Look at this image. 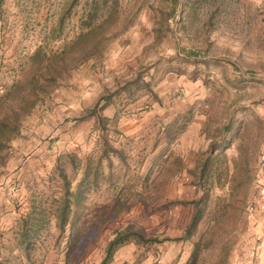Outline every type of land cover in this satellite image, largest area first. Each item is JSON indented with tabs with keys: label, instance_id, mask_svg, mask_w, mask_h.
Wrapping results in <instances>:
<instances>
[{
	"label": "rangeland",
	"instance_id": "374dc122",
	"mask_svg": "<svg viewBox=\"0 0 264 264\" xmlns=\"http://www.w3.org/2000/svg\"><path fill=\"white\" fill-rule=\"evenodd\" d=\"M87 1L78 0L67 16L63 27L65 39L72 38L78 32L79 18ZM67 2L70 0H0V25L4 32L3 39H0V96L28 70L29 57L43 44L46 34L56 27ZM121 2L122 8L130 15H134L138 4H144L134 15L125 33L106 41L101 58L73 70L69 78L59 82L58 87L66 86L69 93L72 90L78 93L84 90V103L86 108H90L97 96L112 87L109 67L114 60L113 55L120 47L128 45L135 33H140L144 38L150 35L151 41L146 46V51L124 73L129 74L131 71L133 76L139 68H149L147 80H151L153 88L161 91V100L165 104L192 100L191 96L197 92L194 82L198 81L200 93L197 94L199 99L195 101V105L197 108H201L203 104L209 106L206 109L209 114L206 120L217 116L220 127L224 118L233 114L236 123L240 122L243 127H240L239 138L225 152L230 167L240 149L246 150L248 155V163H243L246 171L239 188V195L244 198V203L235 222L225 231L228 237L235 240L231 245L229 264H264V167L260 166L264 161V119L260 116L264 108V0ZM173 2L175 6L172 5ZM152 7L159 10L160 15L171 14L161 28V40L157 43H153L155 12ZM62 44L60 39L50 40L48 46L50 50H58ZM207 55L212 58H207ZM202 60L210 63L207 69L201 63ZM223 76L235 80L232 82L238 84L239 89L230 88ZM82 78L87 82L91 81L88 89L81 84ZM204 79L208 81L207 86L203 84ZM116 80L124 81V75ZM114 82L115 80L112 83ZM92 83H96V89ZM50 98L51 96L45 98L31 115L23 118L16 138L9 143L7 149L0 152V245L3 241L6 250L2 254L12 256L13 259L18 257V251L10 255L9 249L15 245L17 222L27 213L29 198L39 191L59 192L57 182L49 179L57 156L73 152L85 159L96 152L98 133L92 126L88 129L77 128L78 124L73 123L79 114V106H85L77 99L74 105L67 101L73 105L72 113L68 114V109L64 113L65 117L66 114L69 115L68 119L64 120L63 116L57 119L55 131L54 122L51 121L56 113L55 105L52 104L55 101ZM125 108L126 106L116 107L120 115L130 116L129 109ZM116 127L118 124L114 119L109 124L108 136H111L110 139L115 144L124 142L128 146L130 143L122 136V130L118 131ZM159 127L158 122L149 123L145 129L148 139L144 141L143 138L137 144L133 143L138 146L135 147L136 150L132 148L133 153L149 155L144 172L150 162L158 158L166 148L165 142L153 148ZM216 127L217 125H213V128ZM204 128L201 135L204 134ZM206 138L204 134V138L201 139L200 136L196 140L199 147L195 155L180 142L173 145L171 150L181 156L184 167L193 164V169L198 152L204 151L208 146ZM37 150L40 152L37 153ZM172 159L173 156L169 161ZM64 168L70 178L74 177L69 166ZM156 175L155 172L153 178ZM78 179L79 176L75 181ZM191 180L192 177L185 172H177L171 177L168 173L162 179L158 178V188L153 187L144 194L146 208L135 204L111 219L109 224L100 228L91 226L86 234L87 241L82 244L83 248L78 249L72 259L77 260L78 264H99L114 232L126 224L142 227L149 237L175 238L177 232L187 225L192 206L164 204L173 200L194 199L196 189L190 185ZM227 189V185L214 188L213 197L226 195ZM107 198V194H102L100 201ZM56 235L57 231L52 224L48 235L49 251L44 264H63L65 240L59 249L53 248ZM192 243L190 241L180 245L166 242L143 247L127 244L115 253L110 264H185ZM15 262L25 264L20 259Z\"/></svg>",
	"mask_w": 264,
	"mask_h": 264
},
{
	"label": "trees",
	"instance_id": "16d2710c",
	"mask_svg": "<svg viewBox=\"0 0 264 264\" xmlns=\"http://www.w3.org/2000/svg\"><path fill=\"white\" fill-rule=\"evenodd\" d=\"M77 1L66 3L56 27L46 34L43 44L29 57L28 70L0 96V152L7 149L16 138L23 118L31 115L40 102L49 98L58 89L59 82L69 78L73 70L101 58L106 41L125 33L134 15L144 4H138L134 15H130L122 8L121 0H88L79 18L78 32L72 38L65 39L63 27ZM172 5L175 6V2ZM151 9L155 12L153 43H157L161 40V28L171 14L160 15L159 10ZM59 39L63 41L62 46L58 50H50L49 41ZM146 49L143 48L142 54ZM201 63L206 69L210 65L206 60ZM171 69L179 72L175 68ZM148 71L149 68H139L124 81L114 79L112 87L106 89L90 108L84 109L75 118L77 124L93 120V130L98 133L96 152L85 159L73 152L57 156L49 179L57 182L59 192L33 193L28 200L27 213L17 222L15 245L9 249L10 255L17 250L18 257L13 259L12 256H4L2 251L6 250V246L2 241L0 264H21L16 263V259L25 264H44L49 251L48 235L52 224L57 231L52 247L59 249L65 240L63 264H78L72 257L78 249L83 248L82 244L87 241L86 234L91 226L100 228L109 224L111 219L135 204L146 208L144 194L153 187L158 188V178L162 179L168 173L171 177L177 172L191 176L190 185L196 189V197L192 200H173L164 204L192 206L191 217L182 235L159 239L147 236L142 227L126 224L114 232L99 264H110L115 253L127 244L143 247L190 241H193L192 249L185 264H229L231 245L235 240L228 237L225 231L235 222L244 203L239 188L246 171L243 163H248V155L246 150L240 149L230 167L225 152L239 138L243 127L240 122L236 123L233 114L224 118L220 127L217 116L206 120L204 134L208 146L198 152L194 168L186 169L181 156L173 152L171 147L176 145L191 122L192 110L189 109L171 123L160 125L153 148L161 142H165L166 148L158 158L150 162L144 172L149 155L133 153L132 142L128 146H116L107 133L111 120L103 115V111L109 106L123 107L133 103L143 92L153 101L159 102L151 80H147ZM223 80L230 88L239 89L238 84L232 82L235 80L226 76H223ZM203 81L207 86L208 81ZM213 125L217 127L213 128ZM172 156L173 159L169 161ZM64 166L70 167L74 177L68 176ZM155 172L157 175L153 178ZM77 176L79 179L75 181ZM221 185L228 186L227 194L213 197V189ZM102 194L108 196L105 201H100Z\"/></svg>",
	"mask_w": 264,
	"mask_h": 264
},
{
	"label": "crops",
	"instance_id": "0c3cea01",
	"mask_svg": "<svg viewBox=\"0 0 264 264\" xmlns=\"http://www.w3.org/2000/svg\"><path fill=\"white\" fill-rule=\"evenodd\" d=\"M3 35H4V32L2 30V26L0 25V39L1 40L3 39ZM150 41H151L150 35L149 37L147 36L144 38L140 33H135L134 37L131 38L130 43L128 45L126 46L124 45L120 47L119 51L113 55L114 60L113 62H111V66L109 67L111 69L109 73H111L110 76L112 78V82L114 81V79H118L120 76H123V75H124V78H128L132 76L131 71H129V74L124 73L125 69H130L129 67L133 66V62L139 59V57L142 54L143 48L149 45ZM122 43L123 42H121V44ZM206 57L212 58V56L210 55H207ZM105 81L107 82V80ZM112 82H111V86L113 85ZM90 83L91 81L87 82L86 79L84 78L81 79V84H83L84 88L86 89H88ZM194 83L197 85V92L193 93V96H191L192 100L188 99V102L187 101L186 102L177 101L174 103L168 102L167 104H165L161 100V91H159L157 88H154V91L159 98V102L153 101L146 93L143 92L140 94V96L135 102L126 105L125 110L129 109L128 112L131 113L130 116L120 115V113L117 111L115 106L107 107L103 111V115L109 118L111 122H113L114 117L117 116L115 121L117 122L118 127H116V129L118 128L119 129V130L117 129L118 131L122 130V134H123L122 136H124L126 142L127 143L132 142L131 146L134 150H136L135 147L138 148V146L133 145L134 142L135 144H137V141H139L140 139L144 138V141L148 139L147 134H145V129L147 128L149 123L158 122L160 125L165 126L166 124L171 123L173 120H175V118L179 114L190 109L192 110L191 122L187 125L185 131L178 138L176 145L180 142L182 146H185L186 148L191 150V153L195 155L199 147V144L196 140L200 138V136H201V139L204 138V134L201 135V131L203 130L205 123H206V113L208 111L206 109L209 106H207L206 104H203L201 108L196 107L195 104L197 102L195 101L199 99V96L197 94L200 93V88L198 86V81H195ZM200 84L202 85V82H200ZM92 86L94 89H96L97 87L96 83L95 84L92 83ZM58 88L59 89H57L55 93L51 95V98H50V100L55 101V102H52V104L55 105L56 113L53 115V118H51V121L53 120L54 122L53 130L55 131H57L56 129V126H57L56 123H58L57 119L63 118V117H64V120L68 119L69 117L68 114L72 113L71 106L75 104L74 103L75 99H77L79 103L83 104V106L86 105L84 103V99H85V96L83 95V93H85L84 90L81 91V93H78L76 90L75 91L72 90L74 89L73 87L71 89L72 92L69 93L66 90V86L58 87ZM202 88L203 86H201V89ZM76 95H78L77 98H76ZM97 99H98V96L95 98L93 103H95ZM67 101L73 102V105L72 103H69ZM93 103L91 105H93ZM66 106H68L69 108H67ZM79 108L80 110L77 111V114L82 113V111L86 109V106L83 108L79 106ZM68 109H69V112L68 114H66V117H65L64 113ZM79 114L76 116V118L79 117ZM260 114H261L260 116L264 119V108ZM73 123L75 124V121H73ZM91 126L93 127L92 119L79 123L77 125V128L88 129ZM112 142L115 144L113 140ZM118 143L115 145L116 146L125 145L124 142H121V144L120 142ZM39 152L40 151L37 150V153ZM192 161L193 159L191 160V162ZM192 167H193V164H190L189 166L185 168L191 169ZM182 231L183 230L181 229L179 232H177L175 237L181 236ZM178 244L182 245L183 243H178Z\"/></svg>",
	"mask_w": 264,
	"mask_h": 264
},
{
	"label": "built area",
	"instance_id": "2783aa9c",
	"mask_svg": "<svg viewBox=\"0 0 264 264\" xmlns=\"http://www.w3.org/2000/svg\"><path fill=\"white\" fill-rule=\"evenodd\" d=\"M260 166H261V167H264V161H262V162L260 163Z\"/></svg>",
	"mask_w": 264,
	"mask_h": 264
}]
</instances>
